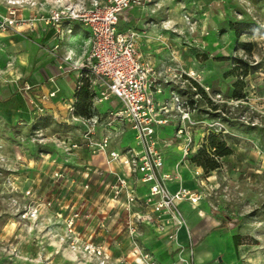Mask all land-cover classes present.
Wrapping results in <instances>:
<instances>
[{"label":"rangeland","instance_id":"374dc122","mask_svg":"<svg viewBox=\"0 0 264 264\" xmlns=\"http://www.w3.org/2000/svg\"><path fill=\"white\" fill-rule=\"evenodd\" d=\"M101 1L0 0V13L73 14ZM140 2L117 28L159 78L171 123L156 130L161 171L184 195L159 210L146 203L137 173L117 171L83 139L114 103L94 100L91 118L61 108L60 81L77 71L59 73L44 30H0V264H264V0ZM52 27L68 46L79 24ZM50 76L53 95L41 93ZM110 130L115 150L133 146L128 124ZM212 136L229 152L208 149ZM203 148L212 169L193 158Z\"/></svg>","mask_w":264,"mask_h":264},{"label":"built area","instance_id":"2783aa9c","mask_svg":"<svg viewBox=\"0 0 264 264\" xmlns=\"http://www.w3.org/2000/svg\"><path fill=\"white\" fill-rule=\"evenodd\" d=\"M140 1L103 0L73 14L54 10L46 16L29 17H23L16 9L8 7L0 13V30H29L39 21L44 25L57 26L63 19H76L89 28L88 55L81 64L73 65L71 69L77 71V77H81V69L85 67L96 92V101L112 100L115 104L104 113L106 121L100 138L95 140L96 129L90 125L84 130L83 139L90 151L103 154L107 163L118 162L128 172H136L147 187L146 203L159 210L172 205L173 199H180L184 192H169L164 184L169 176L161 171L163 159L156 147L155 130L158 125H164L166 119L160 116L163 107L155 98L161 92L158 76L153 65L138 51L134 36L117 28L123 12L130 6L139 5ZM53 94L54 91H51L49 95ZM117 121L128 124L133 131V146L121 152L109 148L110 125ZM123 185L125 180L119 179L115 187ZM128 197L134 199L129 193Z\"/></svg>","mask_w":264,"mask_h":264},{"label":"crops","instance_id":"0c3cea01","mask_svg":"<svg viewBox=\"0 0 264 264\" xmlns=\"http://www.w3.org/2000/svg\"><path fill=\"white\" fill-rule=\"evenodd\" d=\"M29 16L30 15H28V16L23 15V17H29ZM71 25H72V23L70 22L68 24L67 28L70 29ZM52 26L53 25H44L42 22L39 21V22H37L36 26L33 29H29L26 31H32V30H38V29L44 30L43 35H44V38L47 40V43H49V45H51V46L54 45L55 48H59L60 54H58V56L60 57V61H61L60 64L58 65V68L61 69V71H59V73L64 72V71L67 72L71 69V66L81 64L85 60V58L87 57L88 51H89V46H90V31L88 30V31L84 32L82 30V28L86 27V26L83 24H79V28L77 29L78 33L76 31L75 34H72V33L69 34L70 37L68 38V46H66V43L63 45L58 44V41H57L56 37L54 36V33H55V31L58 32L59 30L55 29ZM81 33H84V35H82ZM76 36H80L81 38L76 40ZM70 42H72V44ZM75 45H76V47H75ZM62 64L64 65V67L62 66ZM75 73L77 75V72H75ZM70 74H73V72H71ZM65 75H67V73ZM65 75H63L64 77L60 81L61 92L64 93L65 95H68L69 97L64 99V102L61 104V108L67 109V108H69V106H71V103L74 100V89H75L76 82H77V76L74 79V77H72V76L68 75L67 77H65ZM47 80H48V82H50L48 84L49 87L48 86L47 87L42 86L41 93H45V91H48V90L56 91V90H54L55 88L53 87L54 84L52 83L53 82L52 76H50V78ZM158 83H159V78H158ZM45 85H47V84H45ZM160 95H161V92L155 95L156 100H158V97ZM112 102L115 104L114 101H112ZM158 104L160 106L162 105V103L160 104L159 102H158ZM161 107H163V106H161ZM166 112L167 111L164 110V108L161 109V111L159 112L160 116L166 119V122L164 125H158L156 127V130H157V128L164 127L166 124L168 125L170 123L169 114ZM168 119H169V121H167ZM110 132H111V130H110ZM102 133H103V130L99 131L98 128H96L94 138H100ZM120 133H121V131H119L118 134H120ZM114 134H116V133L114 132ZM128 146H132V145H128ZM128 146H126L125 149H127ZM109 148L115 149V147L111 146L110 143H109ZM97 156H102V155L97 154ZM111 165L113 167H115L117 169V171H120V169L125 170L124 169L125 167L122 166L118 162H112ZM104 166L106 167L105 163H104ZM170 169H171V166H170ZM127 176H129V175L127 174ZM129 178L133 179L132 176H130ZM136 178L138 180L137 182H139L138 185H141L142 188H146V184L141 182L138 174L136 175ZM185 184H191V182H189V183L186 182ZM145 190H147V189H145ZM198 214H202V212H200Z\"/></svg>","mask_w":264,"mask_h":264},{"label":"trees","instance_id":"16d2710c","mask_svg":"<svg viewBox=\"0 0 264 264\" xmlns=\"http://www.w3.org/2000/svg\"><path fill=\"white\" fill-rule=\"evenodd\" d=\"M69 20L78 21L76 19H69ZM77 23L82 24L80 21H78ZM232 27H235V25L232 24ZM77 29L75 31H77ZM72 34H75V32ZM81 73H82L81 77H77V82L74 89V100L71 103V107H72L73 115L81 118H91L93 115L97 113V111H95L96 109L94 108V100H96L95 98L96 92L92 88L90 77L89 74L86 72L85 67L81 69ZM214 139H215L214 136L209 138L208 149H213V153L217 155H224L229 152L228 149L224 147L223 143L219 142L216 144L214 142ZM207 154L209 153L205 148L199 149V151L196 153V155L193 158L199 163V165L205 168L212 169L216 166L215 160L213 158H210ZM201 156L206 157V159Z\"/></svg>","mask_w":264,"mask_h":264},{"label":"bare ground","instance_id":"6f19581e","mask_svg":"<svg viewBox=\"0 0 264 264\" xmlns=\"http://www.w3.org/2000/svg\"><path fill=\"white\" fill-rule=\"evenodd\" d=\"M76 40H77V39H76ZM68 51H69V50H68ZM182 226H183V225H180V226L178 227V232H179V230H181Z\"/></svg>","mask_w":264,"mask_h":264}]
</instances>
